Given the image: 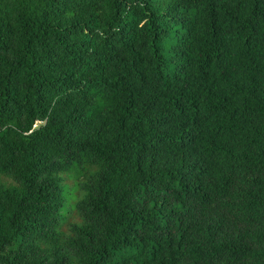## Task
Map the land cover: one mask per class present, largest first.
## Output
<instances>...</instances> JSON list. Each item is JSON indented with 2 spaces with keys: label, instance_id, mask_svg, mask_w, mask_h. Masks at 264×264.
Wrapping results in <instances>:
<instances>
[{
  "label": "trees",
  "instance_id": "obj_1",
  "mask_svg": "<svg viewBox=\"0 0 264 264\" xmlns=\"http://www.w3.org/2000/svg\"><path fill=\"white\" fill-rule=\"evenodd\" d=\"M0 264H264V0H0Z\"/></svg>",
  "mask_w": 264,
  "mask_h": 264
}]
</instances>
